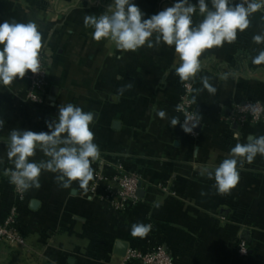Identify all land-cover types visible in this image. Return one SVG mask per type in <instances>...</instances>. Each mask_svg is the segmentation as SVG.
<instances>
[{
    "label": "crops",
    "instance_id": "obj_1",
    "mask_svg": "<svg viewBox=\"0 0 264 264\" xmlns=\"http://www.w3.org/2000/svg\"><path fill=\"white\" fill-rule=\"evenodd\" d=\"M134 2L146 19L175 1ZM110 3L0 0V23L38 25L48 81L47 98L39 103L28 100L30 71L7 87L0 85V120L5 122L0 130V172L14 167L7 158L11 129L48 131L45 121L56 118L60 105L73 103L97 114L90 126L101 150L100 159L92 164L94 176L100 166L107 175L122 167L141 180L135 204L116 212L90 194L94 179L86 190L79 182L66 189L56 173L43 171L40 187L25 191L20 205L25 261L125 264L114 254L115 243L124 242L141 250L162 246L173 264H238L235 245L243 236L251 242V264H264V156L257 154L252 163L238 165L240 180L228 194H219L214 179L201 174L203 168L214 169L229 158L236 143L264 136V121L240 125L223 120L246 102L264 107V63H253L264 49V44L253 41V36L264 33V10L249 17L248 29L238 31L235 42L201 54V70L187 80L193 85L199 120L192 137L183 131L177 110L185 81L175 72L180 61L174 46L145 45L132 52L118 50L108 39H92L94 29L85 26L84 17L103 14ZM208 4L211 8V0ZM202 19L199 13L193 15L194 24ZM204 78L214 93L204 87ZM161 110L165 118L157 115ZM173 118L180 123L173 126ZM234 130L239 131V140L233 139ZM31 159L48 157L37 151ZM13 203L8 177L0 174V222ZM135 223L151 224V231L143 238L133 237Z\"/></svg>",
    "mask_w": 264,
    "mask_h": 264
},
{
    "label": "clouds",
    "instance_id": "obj_2",
    "mask_svg": "<svg viewBox=\"0 0 264 264\" xmlns=\"http://www.w3.org/2000/svg\"><path fill=\"white\" fill-rule=\"evenodd\" d=\"M175 0L174 4L149 18L135 4L134 0H111L106 11L100 15H86L84 23L91 26L93 40L108 39L121 51L135 52L147 45L149 48L161 43L174 46L179 57L176 75L187 81L201 70V54L214 47L231 44L237 39V32H244L250 25L249 17L264 10V0ZM199 13L203 19L193 23V15ZM256 44H264V33L253 36ZM44 47L42 33L34 22L0 23V85L5 87L17 79H23L29 71L42 72L41 52ZM253 63H264V49L253 58ZM204 87L214 93L216 89L204 78ZM127 85L126 87H130ZM124 89H120L122 94ZM94 112H85L73 103L60 105L55 119L46 120L48 131L34 132L13 128L7 141V158L14 165L0 172L8 177L18 191L39 188V177L43 171L56 173V180L63 188H70L73 182L87 189L94 179L92 164L101 157V150L94 142L95 134L90 126L95 125ZM157 115L165 118L166 113ZM191 122V126L189 125ZM0 120V130L4 128ZM180 122L173 118L171 124ZM199 121L188 116L181 125L185 133H192ZM238 130L233 131V139L239 140ZM37 151L48 159L39 162L31 159ZM257 154L264 156V136L249 142L236 143L230 149L229 158L224 159L214 169L203 168L202 175L214 179L219 194H228L239 180V167L252 163ZM151 224L135 223L131 226L133 237H145L151 231Z\"/></svg>",
    "mask_w": 264,
    "mask_h": 264
},
{
    "label": "built area",
    "instance_id": "obj_3",
    "mask_svg": "<svg viewBox=\"0 0 264 264\" xmlns=\"http://www.w3.org/2000/svg\"><path fill=\"white\" fill-rule=\"evenodd\" d=\"M170 1L174 2L175 0ZM45 61V55L41 54L42 72L31 73L30 75L28 100L31 102L39 103L47 98L48 81ZM192 92V83L190 81L183 82L177 105V110L181 116V125L185 123L188 116H193L198 120L194 111ZM223 120L226 124L245 125L250 123L254 125L264 121V107L259 102H246L243 106L234 107ZM188 126H191V122ZM194 129L192 133L186 134L194 137ZM9 184L13 191L14 203L5 218L0 222V244L12 249H23L25 248V240L19 230L18 219L25 191H18L15 185L10 182ZM140 184V176L136 172L119 167L115 173L107 175L100 166L94 176L89 192L105 203L111 210L123 212L137 201ZM237 248L239 253L246 254L248 251L246 242L242 240L238 243ZM123 262L125 264H173V259L164 247L154 246L143 250L128 248L123 257Z\"/></svg>",
    "mask_w": 264,
    "mask_h": 264
},
{
    "label": "rangeland",
    "instance_id": "obj_4",
    "mask_svg": "<svg viewBox=\"0 0 264 264\" xmlns=\"http://www.w3.org/2000/svg\"><path fill=\"white\" fill-rule=\"evenodd\" d=\"M244 232H247V229ZM244 232H242V233L244 234ZM240 238H241L242 241H246L245 239H242L243 236L240 237ZM240 242L241 241H238L237 244L235 245V250H236V253H237V257L239 258V263L238 264H251V253L250 252L247 251L246 254L238 252L237 245ZM2 246H4V248H2L1 251H0L1 252V254H0V264H27V262L25 261V256H24V253H23L22 249L13 250V249H11V248L3 245V244H2ZM247 247H249V246L247 245Z\"/></svg>",
    "mask_w": 264,
    "mask_h": 264
},
{
    "label": "water",
    "instance_id": "obj_5",
    "mask_svg": "<svg viewBox=\"0 0 264 264\" xmlns=\"http://www.w3.org/2000/svg\"><path fill=\"white\" fill-rule=\"evenodd\" d=\"M139 195V191L137 192ZM128 249V245L124 242H116L114 246V254L118 257L123 258Z\"/></svg>",
    "mask_w": 264,
    "mask_h": 264
},
{
    "label": "trees",
    "instance_id": "obj_6",
    "mask_svg": "<svg viewBox=\"0 0 264 264\" xmlns=\"http://www.w3.org/2000/svg\"><path fill=\"white\" fill-rule=\"evenodd\" d=\"M239 241H241V239H240ZM245 242H246V244L249 246V247H247V248H248V252L251 253V242H249V241H245ZM5 246H6V245H5Z\"/></svg>",
    "mask_w": 264,
    "mask_h": 264
}]
</instances>
